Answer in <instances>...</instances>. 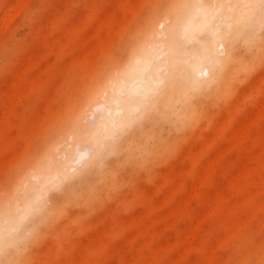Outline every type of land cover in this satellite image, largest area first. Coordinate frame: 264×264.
<instances>
[{"label": "rangeland", "instance_id": "rangeland-1", "mask_svg": "<svg viewBox=\"0 0 264 264\" xmlns=\"http://www.w3.org/2000/svg\"><path fill=\"white\" fill-rule=\"evenodd\" d=\"M171 1L0 0V198L62 139L101 67L131 50L129 33ZM218 95L171 148L152 140L139 163L108 164L97 195L60 211L20 264H264L263 50Z\"/></svg>", "mask_w": 264, "mask_h": 264}, {"label": "bare ground", "instance_id": "bare-ground-1", "mask_svg": "<svg viewBox=\"0 0 264 264\" xmlns=\"http://www.w3.org/2000/svg\"><path fill=\"white\" fill-rule=\"evenodd\" d=\"M175 1L129 33L131 50L101 67L62 139L0 198V264H20L60 211L96 196L108 164L114 171L116 165L139 163V155L150 154L152 140L171 148L207 101L221 96L231 76L251 69L264 53V0Z\"/></svg>", "mask_w": 264, "mask_h": 264}]
</instances>
